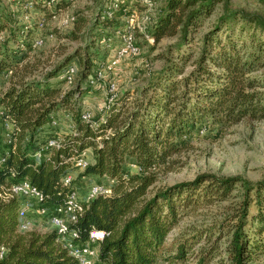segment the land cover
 <instances>
[{
    "label": "trees",
    "instance_id": "obj_1",
    "mask_svg": "<svg viewBox=\"0 0 264 264\" xmlns=\"http://www.w3.org/2000/svg\"><path fill=\"white\" fill-rule=\"evenodd\" d=\"M48 1L31 0L33 8L41 10L47 8ZM72 1L55 0L53 7L58 10ZM221 1L164 0L146 32L154 43L175 34L179 41L148 86L139 89L134 106L125 108L128 95L124 93L96 127L81 120L78 102L82 90L89 89L86 76L98 67L91 58L96 53L92 43L81 55H68L46 76L20 80L0 96L1 119L11 125L10 142L1 152L0 183L12 172L14 180L26 178L39 191L41 206L62 204L73 189V182L64 185L61 180L71 167L69 157L84 148H89L91 161L81 175L109 182L107 186L101 184L109 194L98 192L83 202L82 212L69 224L81 243L90 229L103 231L97 243L98 264H157L160 259L184 264L190 247L202 240L210 244L199 249L197 263H207L219 238L213 237L214 226L188 229L168 246L164 244L166 236L182 210L223 201L236 184L240 193L232 197L238 200L227 207L225 221L219 223L230 229L223 248L226 264H252L253 255H264V180L249 184L236 176L200 173L192 180L150 188L157 170L169 171L170 157L187 148L197 131L206 127L216 137L244 118L264 116V92L260 90L264 75H252L264 65V19L260 16L223 11L202 35L191 68L184 69L190 59L184 44L191 41L199 21ZM105 9L102 14L97 12L94 26L116 27L121 12L110 9L107 16ZM6 26L0 12V32ZM19 29L23 36L11 31L8 38L0 40V74L14 73L33 48L29 40L33 27ZM73 57L79 63L77 81L72 90L59 94L57 83L48 78ZM61 109L67 113L73 132L64 136L47 157L44 152L36 157L35 150L53 135L50 117ZM91 119L96 121L98 116ZM97 136L101 137L98 141ZM126 162L139 169L127 171ZM18 203L16 197L0 200V247L4 249L0 264H76L57 242L54 230H17ZM249 208L253 210L249 212Z\"/></svg>",
    "mask_w": 264,
    "mask_h": 264
},
{
    "label": "rangeland",
    "instance_id": "obj_2",
    "mask_svg": "<svg viewBox=\"0 0 264 264\" xmlns=\"http://www.w3.org/2000/svg\"><path fill=\"white\" fill-rule=\"evenodd\" d=\"M55 1V0H54ZM54 1L47 4L44 10L34 8L26 10L22 7L24 0H0V12L6 20V29L0 32V40L8 38L11 31L20 37L22 26H31L33 30L29 36L32 41L34 37L41 38V44L29 49L27 57L22 61L12 74H0V96L11 86H16L20 80H38L56 65L64 62L66 57L76 52L81 55L85 46L91 44V48L96 52L91 58L98 66L110 57L113 48L118 44L117 31L120 30L126 21L130 22V14L133 15L131 26H133L134 42L139 49L135 56L126 57L121 60L112 72L104 74V80L99 82V87L93 89L88 86V90H82L79 98L80 109L89 112L96 117L98 108L104 103L105 80L113 82L116 86V100L114 104L126 93L127 103L125 108L130 110L134 106V101L138 96L139 89L148 86L153 74L160 70L165 64V58L179 41L178 34L160 38L156 43L152 41L149 33L139 28L144 25L148 28L147 16L150 21L160 12L164 5V0H149L152 7L143 3V0H125L126 10H118L121 16L116 27L94 26L97 19V12H104L107 0H73L67 6L55 10ZM240 10L247 14H256L264 19V0H222L217 3L209 16L202 18L191 34V41L184 44V48L190 52V59L184 66L185 70L191 68V61L197 55L202 35L212 27L215 19L225 10ZM66 16H72L71 23H63ZM99 16V20H100ZM42 19L43 25L40 29L35 28L36 22ZM138 26V27H137ZM17 30V31H16ZM98 34H94V33ZM145 36H148L149 40ZM106 38H108L106 40ZM91 50V49H90ZM89 51V49H87ZM90 52V51H89ZM169 52V53H168ZM77 54L75 56H77ZM73 66L78 70L79 63L77 57L66 66ZM60 69L54 76L49 77V81H54L59 87V94L72 90L77 81L74 76L71 85L64 83L61 78L63 70ZM252 75L261 77L264 75V65L253 72ZM102 80V78H101ZM85 84L88 85L85 81ZM263 90L264 88L260 89ZM57 122V137L63 139L70 134L69 121L65 111L58 110L53 113ZM54 131V130H53ZM214 132L208 128L197 131L191 139L187 148L170 157L173 162L169 165V171L159 169L156 172V180L150 186L151 189L172 185L181 181L192 180L197 174L209 173L218 177L236 176L249 184H255L264 180V116L259 119L244 118L241 121L225 128L221 134L214 137ZM60 141V142H61ZM6 146L4 131L0 122V153ZM71 165V164H70ZM130 162H126L124 168L133 172L134 167ZM69 172L73 177V190L77 198L84 197L91 183L108 185L105 178L95 179L81 175L82 170L69 167ZM98 180V181H97ZM240 193L239 184H236L228 197L223 201H215L211 204L201 205L196 209H185L181 211V216L177 224L168 232L165 245H170L179 234L188 229H204L207 226L213 228L214 236H219L216 240V250L213 257L203 264H226L224 246L230 236L228 226H220L224 212L227 207L236 202ZM249 208L248 211H252ZM29 230L38 233L50 231V224L45 216H40L36 209L29 211ZM227 224V223H226ZM219 225V227H217ZM216 226V227H215ZM210 243L203 240L194 243L187 253L184 264H198V256L201 247H208ZM252 264H264V255L256 253L251 257ZM157 264H175L168 261H157Z\"/></svg>",
    "mask_w": 264,
    "mask_h": 264
},
{
    "label": "built area",
    "instance_id": "obj_3",
    "mask_svg": "<svg viewBox=\"0 0 264 264\" xmlns=\"http://www.w3.org/2000/svg\"><path fill=\"white\" fill-rule=\"evenodd\" d=\"M52 1L54 0H49L47 4ZM143 3L147 4V6L149 5L152 7V2H149V0H143ZM22 7L26 10H30L33 8V4L31 0H25V2L22 4ZM105 8V13L107 14V16H109L110 9H126L125 0H107ZM122 11L125 12L126 10ZM132 18L133 15L130 14V22L126 21V24L117 31L118 44L113 48L114 50L111 53L110 57L104 62V64L98 66L93 74H88L86 76L85 81L88 84L89 88L93 87V89H97L99 87V82L104 80V74L112 72L118 65V63L124 58L135 56L139 53V49L134 42V27L131 26V22L133 20ZM146 20L149 24L150 17L147 16ZM71 21H73V17L66 16L63 23L65 25L71 23ZM42 25V19H39V21L35 24V28L40 29ZM139 29H144V31L146 32L147 28L144 25ZM145 37L149 40L148 36ZM107 39L108 38H106V40ZM31 42L33 47H37L41 44V38L38 36L34 37ZM76 71L77 70L74 69L73 66H66L61 75L64 83H66L67 85H71ZM104 85L106 92L104 95V103L100 108H98L97 111L98 120H92V115L86 111L81 112L80 115L81 120L88 123L91 127L97 126L98 121L102 120L103 114L110 108V106L114 104V101L116 100L117 94L115 84L109 80H105ZM1 116L2 110L0 108V122L4 131L5 144L7 145L10 142L11 125L9 122L2 120ZM68 123V127L70 129L68 132L72 133L74 128L70 124V122ZM57 125V120L53 116H51L49 119V126L54 130L53 135L47 138L46 142L37 150H35L34 155L36 157H40L43 152L45 153L44 156L47 157L50 154L51 150L59 145L61 139L57 137V133L55 131L57 129ZM108 133L109 131H107L106 134ZM100 138L101 137L97 136L96 141L100 140ZM87 152H90L89 148H84L78 153L70 156L69 163L71 164V167L78 170H83L90 163L87 157ZM3 162L4 155L0 153V165ZM132 166L136 170L139 169L135 165ZM61 180L64 185H71V183L73 182V177L71 176L70 172H66L62 176ZM98 192L109 194L110 191L107 188H104L99 183H91L87 189V193L83 201L77 198L75 191L72 189L67 194L64 203L46 207L40 205L41 194L32 184H30V182L26 178H19L14 180L13 173L11 172L4 179L3 183H0V200L4 201L9 198L16 197L19 201L16 209L17 230L21 232L29 230L31 223L28 220L27 216L29 211L35 208L36 212L40 216H45L47 218L51 230H54L55 232L57 242L60 244L61 248H63L66 253L75 261L76 264H98L97 243L98 240L102 237L103 231L90 229L87 234L86 240L81 243L77 238L76 230L69 227V224L71 222H74L76 216L80 212H82V203L90 200ZM3 252V247H0V257L2 256Z\"/></svg>",
    "mask_w": 264,
    "mask_h": 264
},
{
    "label": "crops",
    "instance_id": "obj_4",
    "mask_svg": "<svg viewBox=\"0 0 264 264\" xmlns=\"http://www.w3.org/2000/svg\"><path fill=\"white\" fill-rule=\"evenodd\" d=\"M3 151H5L6 150V146H4V148L2 149ZM89 155V156H88ZM87 157H88V159H89V161H91V157H90V152L88 153L87 152ZM86 196V195H85ZM84 196V197H85ZM84 197H80L81 198V201H83L85 198ZM50 229H51V227H50Z\"/></svg>",
    "mask_w": 264,
    "mask_h": 264
}]
</instances>
